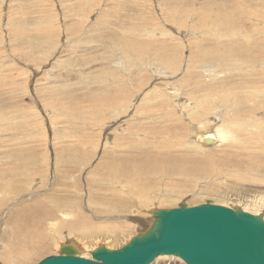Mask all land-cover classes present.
<instances>
[{
  "label": "rangeland",
  "instance_id": "rangeland-1",
  "mask_svg": "<svg viewBox=\"0 0 264 264\" xmlns=\"http://www.w3.org/2000/svg\"><path fill=\"white\" fill-rule=\"evenodd\" d=\"M231 116L249 117L242 133L255 139L201 149L199 137ZM260 127L264 0H0V253L20 237L14 212L26 207L56 217L38 264L70 240L121 248L154 209L251 205L264 195ZM111 157L130 161L116 178Z\"/></svg>",
  "mask_w": 264,
  "mask_h": 264
},
{
  "label": "water",
  "instance_id": "water-1",
  "mask_svg": "<svg viewBox=\"0 0 264 264\" xmlns=\"http://www.w3.org/2000/svg\"><path fill=\"white\" fill-rule=\"evenodd\" d=\"M149 228L126 245H104L92 259L78 255L75 243H65L57 255L38 264H150L160 255H174L188 264H264V213L206 202L154 209Z\"/></svg>",
  "mask_w": 264,
  "mask_h": 264
},
{
  "label": "bare ground",
  "instance_id": "bare-ground-1",
  "mask_svg": "<svg viewBox=\"0 0 264 264\" xmlns=\"http://www.w3.org/2000/svg\"><path fill=\"white\" fill-rule=\"evenodd\" d=\"M262 49V48H261ZM241 51V50H240ZM244 53V52H243ZM240 54H242V53H240ZM234 56H236V53H234L233 54ZM243 56V55H242ZM250 56V55H249ZM236 58V57H235ZM238 58H239V56H238ZM253 58H254V56H253ZM241 59V58H240ZM245 59V58H244ZM244 59H242V60H244ZM238 61V60H237ZM237 61H236V63H237ZM247 61V60H246ZM251 60H249L248 62H250ZM245 62V61H244ZM251 63V62H250ZM238 64V63H237ZM244 64V63H243ZM248 74V73H247ZM259 74V73H258ZM246 75V74H245ZM249 76V75H248ZM255 79V78H254ZM259 82V81H258ZM261 82V81H260ZM260 89V88H259ZM211 90H213V88L211 89ZM170 91V90H169ZM179 93V92H178ZM218 93V92H217ZM174 94H177V93H174ZM199 94V93H198ZM201 94V93H200ZM176 96H178V95H176ZM260 96V95H259ZM247 98V97H246ZM244 99L245 101L247 100V99ZM203 99H205L204 97H203ZM202 99V100H203ZM111 100V99H110ZM112 101H114V100H112ZM182 101V100H181ZM238 101V100H237ZM111 102V101H110ZM180 102V101H179ZM204 102V101H203ZM235 102V101H234ZM240 102V101H239ZM248 103H249V101H247ZM135 103V102H134ZM188 103V102H187ZM253 103V102H252ZM186 104V103H185ZM235 105H236V103H234ZM257 104V103H256ZM192 105V104H191ZM234 105V106H235ZM247 105V104H246ZM246 105H245V107H246ZM182 106V105H181ZM184 106V105H183ZM190 106V105H189ZM195 106V105H194ZM203 106V105H202ZM233 105H231L230 107H234ZM131 107V106H130ZM135 107H136V105H135ZM215 107V106H214ZM250 107V106H249ZM120 108V107H119ZM132 108V107H131ZM112 109V108H111ZM117 109V112H118V108H116ZM123 109V108H122ZM122 109H120V110H122ZM206 109H208V108H206ZM213 109V108H212ZM236 109H238V108H236ZM240 109V108H239ZM243 109V108H242ZM241 109V110H242ZM123 110H125V109H123ZM178 110V109H177ZM209 110V109H208ZM207 110V111H208ZM217 110V109H216ZM232 110V109H231ZM253 110V109H252ZM257 110H258V108H257ZM114 111H115V109H114ZM136 111V110H135ZM200 111H202V110H200ZM243 111V110H242ZM242 111H240L239 110V112H237L236 113V115H239V114H242L243 112ZM116 112V111H115ZM137 112V111H136ZM141 112V111H140ZM176 112V111H175ZM174 112V113H175ZM242 112V113H241ZM248 112V111H247ZM253 112H254V110H253ZM135 113V112H134ZM133 113V114H134ZM177 113V112H176ZM206 113V112H205ZM209 113V112H208ZM207 113V114H208ZM233 113V112H232ZM248 113H250V112H248ZM117 114V113H116ZM119 114V113H118ZM142 114V113H141ZM210 114V113H209ZM251 114H252V112H251ZM251 114L250 115H248V116H250L251 118L250 119H252L253 117L251 116ZM254 114V113H253ZM197 115L199 116L200 114H199V112H197L196 113V117H197ZM212 115V114H211ZM230 115H232L231 113H230ZM247 115V114H246ZM246 115H244V116H246ZM124 116V115H123ZM241 116V115H240ZM243 116V117H244ZM254 116V115H253ZM125 117V116H124ZM182 117V116H181ZM215 117V116H214ZM123 117H121V119H122ZM220 118V117H219ZM218 117H216V119H219ZM241 118V117H240ZM118 119V118H117ZM141 119V118H140ZM201 119V118H200ZM208 119V118H207ZM215 119V118H214ZM213 119V120H214ZM242 120H239V118H237V116L236 117H233V116H231V117H229V119L227 120H223V124L221 123L220 125H218V127H216L215 129H209V130H207V131H205L199 138V140H198V143L197 144H199V141H200V147L202 146V147H206V148H208V147H210V146H216L217 144H220V143H222V142H224V143H226V141H232V143H233V141H235L236 140V138H242L243 139V141L244 140H248V141H250L251 139H255V135H258V134H254V133H252L251 135H249V136H244L243 134L244 133H242V132H244L245 130H248V127H246V125H244L245 123H247V122H249V121H251L250 119H249V117H245V118H241ZM220 120V119H219ZM252 121L253 122H251L250 124H252V126H253V128L255 129H257V127H259L260 125H262L263 124V122H261V120L259 121L260 123L259 124H256V119H255V117H254V120L252 119ZM140 122V121H139ZM206 121H204V120H201L200 122H198L200 125L201 124H205L204 126H206L207 124L205 123ZM114 123V122H113ZM111 124V123H110ZM134 124V123H133ZM193 125V124H192ZM114 126V125H113ZM134 126V125H133ZM136 126V125H135ZM203 126V125H202ZM203 126V127H204ZM213 126V125H212ZM263 126V125H262ZM131 127V126H130ZM137 127V129L140 131H143V130H149V131H152L153 133H155V134H157L158 136L160 135V132L158 131V130H154L153 129V127H144L143 129L142 128H140L138 125L136 126ZM163 126H161V128H162ZM132 128V127H131ZM154 128H156V127H154ZM165 128V127H164ZM209 128V127H208ZM210 128H214V127H211L210 126ZM260 128H262V127H260ZM130 129V128H129ZM136 129V128H135ZM136 129V130H137ZM170 129V128H169ZM250 129H252V127L250 128ZM262 129H264V128H262ZM130 131V130H129ZM183 131V130H182ZM254 130L252 129V132H253ZM133 132V131H132ZM165 132V131H164ZM172 132V131H171ZM197 132H199V131H197ZM203 132V131H202ZM241 133V134H240ZM139 134H141V135H143V133L142 132H140ZM165 134H166V132H165ZM189 134V133H188ZM197 134V133H196ZM246 134V133H245ZM169 135V134H168ZM172 135V134H171ZM193 135L195 136V134L193 133ZM200 135V134H199ZM198 135V136H199ZM184 136V135H183ZM182 136V137H183ZM197 136V135H196ZM198 136H197V138L196 137H193L194 139L196 138V139H198ZM163 137H165V136H163ZM162 137V138H163ZM119 138V137H118ZM166 138V140H167V137H165ZM259 139V138H258ZM192 140V139H191ZM131 141V140H130ZM186 141V140H185ZM195 141V140H194ZM260 141V140H259ZM167 142H169L168 140H167ZM167 142H165V144H163V145H166V143ZM186 144V143H185ZM250 144H252V143H250ZM239 145H241V144H239ZM161 146V145H160ZM192 146V144L190 145V147ZM197 146V145H196ZM237 146V145H236ZM243 146V145H242ZM242 146H240V148L242 147ZM169 147V146H168ZM171 147V146H170ZM193 147V146H192ZM202 147H201V149H202ZM248 147V146H247ZM251 147V146H250ZM205 149V148H204ZM211 149V148H210ZM244 149H246L245 147H244ZM181 150V149H180ZM183 150V149H182ZM199 150V149H198ZM212 150H213V147H212ZM235 150V149H234ZM243 150V149H242ZM241 150V151H242ZM178 151V150H177ZM221 151V150H220ZM231 151H233V150H231ZM245 151V150H244ZM179 152V151H178ZM206 152H208V150H206ZM230 152V151H229ZM168 153V152H167ZM181 153V152H180ZM231 153V152H230ZM233 153V152H232ZM162 154H164V152H162ZM207 154V153H206ZM165 155V154H164ZM170 155V154H169ZM146 156H147V154H146ZM231 156H233V155H231ZM180 157V156H179ZM211 157V156H210ZM246 157V156H245ZM111 158H114V157H111ZM147 159H150L151 157L149 156V154H148V157H146ZM220 158V157H219ZM244 158V157H243ZM227 159V158H226ZM225 159V160H226ZM184 160V159H183ZM183 160H180V162H182V163H186L185 162V160H184V162H183ZM214 160V159H213ZM192 162H194L193 160H191ZM191 161H189V162H191ZM208 161V160H207ZM211 161V160H210ZM130 161H128L127 159H121V158H118V159H112V161H110V169H111V171L113 172L112 173V175H113V177L114 178H116L117 176H118V174H119V172H122V173H124L125 172V169H128L129 167L127 166L128 165V163H129ZM188 162V160H187V164L189 163ZM191 162V163H192ZM149 163V161L147 162V164ZM191 163H189V165L191 164ZM195 163V162H194ZM22 164V163H21ZM163 164V163H162ZM177 164H178V161H177ZM174 165V164H173ZM192 165H193V163H192ZM170 166V165H169ZM176 166V165H175ZM178 166H179V164H178ZM185 166V165H184ZM183 166V167H184ZM187 166V165H186ZM191 166V165H190ZM196 166V165H195ZM164 167H165V165H164ZM164 167H160V169H159V172H157V171H152V172H148V175L149 174H153V175H155V174H159V175H161V174H164L166 171V169L164 168ZM173 167V166H172ZM193 167V166H192ZM155 168V167H154ZM176 168V167H175ZM175 168H171L172 169V171H176L178 168H179V170L181 171L183 168L182 167H178V168H176V170H175ZM182 168V169H181ZM199 168V167H198ZM186 169V168H185ZM184 169V170H185ZM169 171V170H168ZM171 171V170H170ZM169 171V172H170ZM178 171V170H177ZM168 172V173H169ZM184 172V171H183ZM27 173V174H26ZM25 174L27 175V177H32V175H33V177L34 176H36L35 175V173H33V174H31L30 172H26ZM140 174H146L145 172H139ZM157 174V175H158ZM170 174V173H169ZM179 174H181V175H183L181 172H179L178 173V175ZM158 175V176H159ZM184 175H186V171H185V174ZM35 178V177H34ZM141 178H142V176H141ZM166 178V177H165ZM188 179V178H187ZM103 180V179H102ZM191 180V179H190ZM168 183V182H167ZM176 184V183H175ZM143 185V184H142ZM146 187H148V185L146 186ZM135 188V187H134ZM165 188V187H164ZM137 189V188H136ZM150 189V188H149ZM167 189V188H166ZM169 189V188H168ZM172 189V188H171ZM176 189V188H175ZM139 190V189H138ZM138 190H136V193H137V191ZM142 190V189H141ZM144 190V189H143ZM179 190V189H178ZM140 191V190H139ZM138 191V192H139ZM145 191H146V189H145ZM185 191V190H184ZM133 192V191H132ZM172 192H174V191H172ZM263 192V191H262ZM141 193V192H140ZM143 193V192H142ZM138 194V193H137ZM131 195V194H130ZM141 195V194H140ZM161 195V194H160ZM178 195V194H177ZM145 197V196H144ZM140 198H142L141 196H140ZM160 198V197H159ZM257 198V197H256ZM143 199V198H142ZM155 200V199H154ZM233 200V199H232ZM40 201V200H39ZM36 201L35 202V205H36V207L40 210V208H42V206H43V204H42V201ZM134 201V200H133ZM167 201H169V200H167ZM123 202V201H122ZM127 202V201H126ZM140 203V202H139ZM143 203V202H142ZM213 203V202H212ZM242 203H243V201H242ZM202 204H204V203H202ZM216 204H218V203H216ZM221 204V203H220ZM225 204V203H224ZM200 205V204H199ZM229 205V204H228ZM228 205H226L225 204V206H228ZM240 205V204H239ZM242 205V204H241ZM245 205V204H244ZM189 206V205H188ZM193 206H195V205H193ZM232 206V205H231ZM231 206H229V207H231ZM233 206H234V204H233ZM232 206V207H233ZM236 206V205H235ZM123 207V206H122ZM178 207V206H177ZM241 207V206H240ZM239 207V208H240ZM55 208V207H54ZM57 208V207H56ZM173 208V207H172ZM175 208V207H174ZM24 210H17L16 212H14V217H15V222H16V226L18 227V231H20L21 232V235H20V237L16 240V242H15V244L13 245V247H12V249L9 251V252H5V251H3V250H1L2 252L0 253V260L1 261H3L5 264H29L30 263V261L33 259V258H35V256H37V255H39L45 248H46V245H39L40 243H42L43 241H45V239H46V234L44 233L45 232V225H46V223H47V220L48 219H50L52 216H54V213L52 212V210L50 211V210H47V211H45V212H42V211H40V212H38V213H36V212H34V211H32L31 210V207H26V208H23ZM242 209L243 210H245V211H248V212H251V213H254V214H260V213H264V195H263V197H261L260 199H258V200H252V204L251 205H248V203H247V205L246 206H244V207H242ZM54 211V210H53ZM61 214H63L62 216H64V217H68V214L67 213H61ZM80 214H82V213H80ZM56 218V217H55ZM55 218H51L52 220L53 219H55ZM75 218V217H74ZM87 218L88 217H86V216H84L83 217V219H84V221L85 222H87L86 220H87ZM67 219V218H66ZM54 223H56L55 221H53ZM149 222V221H148ZM152 222V221H151ZM54 223H53V225H54ZM1 224V223H0ZM74 224H75V226H76V221L75 222H73V223H71V222H64L63 223V226H68V227H70V228H72L71 230H74L75 229V226H74ZM79 224V223H78ZM81 224V223H80ZM52 225V226H53ZM60 225H62V224H60ZM151 225V224H150ZM56 226H54V228H55ZM53 228V227H52ZM75 231V230H74ZM72 235V234H71ZM100 236V235H99ZM65 237V236H64ZM100 239V238H99ZM103 239V238H102ZM64 240V239H63ZM68 240V239H67ZM66 240V241H67ZM131 240V239H130ZM61 241V240H60ZM65 241V240H64ZM63 242V241H62ZM71 242H73V243H75V245H76V247L78 248V254H80V256H82V257H85V258H89V259H92V251L93 250H95L96 249V247L95 248H93L92 250H89V248H88V250L89 251H85L86 249H87V247L86 246H84V247H81L80 245H78L75 241H73V240H70V241H68V242H66V243H71ZM63 244H65V243H63ZM63 244H59L58 243V246H60V248H61V246L63 245ZM84 244V243H83ZM86 244V243H85ZM9 245V244H8ZM99 245H100V243H99ZM107 246V245H106ZM4 247V246H3ZM60 248H59V250H60ZM98 248V247H97ZM108 248H111V247H109L108 246ZM4 249V248H3ZM85 249V250H84ZM59 250H58V253H59ZM57 253V254H58ZM56 254V255H57ZM14 256L18 259L19 258V261L18 262H13L12 261V259L14 258ZM162 258H174V259H176L177 261H179V263L181 262V264H188V263H186L182 258H180V257H178V256H174V255H160V256H158V257H156L154 260H153V262H151L150 264H155L156 262H158V260L159 259H162ZM43 260V259H42ZM167 260V259H166ZM33 263V262H32ZM31 264V263H30Z\"/></svg>",
  "mask_w": 264,
  "mask_h": 264
}]
</instances>
